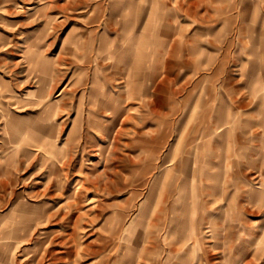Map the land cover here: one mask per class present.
Segmentation results:
<instances>
[{"label": "rangeland", "instance_id": "obj_1", "mask_svg": "<svg viewBox=\"0 0 264 264\" xmlns=\"http://www.w3.org/2000/svg\"><path fill=\"white\" fill-rule=\"evenodd\" d=\"M200 257L264 264V0H0V264Z\"/></svg>", "mask_w": 264, "mask_h": 264}, {"label": "crops", "instance_id": "obj_2", "mask_svg": "<svg viewBox=\"0 0 264 264\" xmlns=\"http://www.w3.org/2000/svg\"><path fill=\"white\" fill-rule=\"evenodd\" d=\"M180 168L181 169H185V170H188L189 171V175H191V176H194L195 174H196V172H195V165L194 164H190L189 162H184L183 163V165L181 164V166H180ZM214 179H217V177H214ZM219 187V186H218ZM218 189H214L213 188V191H212V194L216 197L217 195H219L218 194ZM216 222V221H215ZM217 224H218V226H219V222H217ZM209 228H211V230L214 232V231H216V230H214L215 228L214 227H212V226H209ZM210 230V229H209ZM217 232V231H216ZM213 247H214V245H213ZM188 249H190V247H187ZM201 257L199 258V264H201Z\"/></svg>", "mask_w": 264, "mask_h": 264}]
</instances>
